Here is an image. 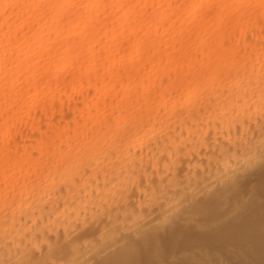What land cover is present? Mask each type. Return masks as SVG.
I'll return each mask as SVG.
<instances>
[{
	"label": "bare ground",
	"instance_id": "6f19581e",
	"mask_svg": "<svg viewBox=\"0 0 264 264\" xmlns=\"http://www.w3.org/2000/svg\"><path fill=\"white\" fill-rule=\"evenodd\" d=\"M8 15L13 20L3 17L0 29L5 45L6 33L15 40L20 10ZM51 23L37 24L25 39L47 44ZM205 32L221 50L210 57L211 78L174 91L159 86L166 76L160 70L143 109L139 104L113 109L110 97L105 104L103 73L97 76L94 63L49 67L44 59L43 67L37 66L43 76L31 91L18 78L12 82L7 68L0 73L5 89L0 94V264L17 259L16 253L24 259L25 252L55 264H106L116 257L122 264H140L173 238L210 230L214 221L203 217L212 210L222 211L221 223L243 220L242 209L250 202L244 188L264 186V23L257 9L223 24L219 17L210 19ZM228 150L240 155L241 167L223 201L203 211L193 210L201 199L194 192L191 203L185 201L187 211L169 207L162 197L149 201L146 193L161 177L167 182L174 175L201 174ZM125 198L135 209L131 217L124 214ZM118 232L130 240L116 239ZM253 250L264 256V240Z\"/></svg>",
	"mask_w": 264,
	"mask_h": 264
},
{
	"label": "snow or ice",
	"instance_id": "6c2138e0",
	"mask_svg": "<svg viewBox=\"0 0 264 264\" xmlns=\"http://www.w3.org/2000/svg\"><path fill=\"white\" fill-rule=\"evenodd\" d=\"M17 9L20 15L15 16V40L9 33L5 34L7 45L0 40V73L7 68L12 82L18 78L31 91L33 81L38 82L43 76L37 66L42 68L44 59L49 67L61 62L73 65L81 62L83 68L94 63L97 76L103 73L105 104L110 97L113 109L119 106L121 110L137 104L143 109L144 101L153 94L152 80L159 79L160 70L166 76L159 80V86L174 91L187 83L211 78L210 57L221 50L218 40L205 32L210 19L219 17L223 24L241 13L258 9L264 23V0H0V29L5 26L3 17L7 16L9 22L14 18L8 15V10ZM48 20L53 31L45 33L47 44L25 39L37 24H47ZM52 36L56 37L55 41ZM21 42L22 47H17ZM97 93L100 94L99 82ZM0 94H5L2 84ZM261 97L264 99V85ZM243 147L245 152L251 148ZM261 149L264 159V141ZM240 160L238 153L228 150L214 165L211 162L205 165L201 174L174 175L167 182L161 177L160 185L149 188L146 195L150 202L162 197L169 207L187 211L185 201L191 203L189 193L194 192L201 199L197 202L199 208L193 210L209 209L223 201L231 185L239 180L235 169L241 167ZM124 204V214L135 215L134 207H128L127 198ZM65 209L68 210L67 204ZM84 223L87 226V219ZM114 236L130 240L123 233ZM37 247L32 246V256ZM16 255L17 259L6 258L2 264H55L29 258L28 252L24 253V259L19 258V253ZM117 258L106 264H122Z\"/></svg>",
	"mask_w": 264,
	"mask_h": 264
},
{
	"label": "rangeland",
	"instance_id": "374dc122",
	"mask_svg": "<svg viewBox=\"0 0 264 264\" xmlns=\"http://www.w3.org/2000/svg\"><path fill=\"white\" fill-rule=\"evenodd\" d=\"M253 173H252V176H253ZM248 174H250L251 176V173H248ZM247 178H248V175H247ZM247 185L249 186L251 184H247ZM257 185L258 184H256V188L254 187L255 190H253L254 188H252L253 185L252 187H250L255 193L251 192L252 190L250 188L247 190H245L244 188V191H243L244 193L243 196L245 195L247 199H250L247 201H250L251 203L247 202L248 203L247 205L245 203L244 204L245 208H243L242 211L243 213L247 211V214H248V210L251 209V211L249 212L250 214H252L251 216L244 214L243 220L241 221H237L239 217H237L238 219L235 218L236 220H234V218H228L227 220L224 219L227 222L226 221L224 222V220L222 219V223H221V219L219 221L218 218L223 216L222 211L212 210L206 214L207 216L204 215L203 217L205 219L207 218L208 220L214 221L213 225L214 224L215 225L211 226V229H212V230L210 229L211 232H209L210 230H206L205 232H201V233L195 232L194 234L192 233L191 235L188 234L189 236L186 235L188 237L182 236V237H178V239L173 238L174 240H170V241H167L166 243H163L162 244L163 246L161 245V247L157 250L158 252L156 251L157 253L156 252L152 253L153 255L151 254L150 255L151 257H148L149 259L145 258L144 261L141 260L142 262L140 261L139 263L140 264H145V263L146 264H156V263L157 264H264V256H262L263 257L262 258L261 256L256 255L257 253H255V250H253V247L255 248V243L257 241H259L260 239L264 240V226H263L264 225V212H263L264 208H262L264 207V186L261 190H258L260 185L258 186V188H257ZM243 213H241L240 215H242ZM260 213H263V214H260ZM211 216H212V219H211ZM238 223L239 225H237ZM246 233L249 235H247ZM191 237H193V239ZM241 237L243 238L241 239ZM157 254L161 257H159Z\"/></svg>",
	"mask_w": 264,
	"mask_h": 264
}]
</instances>
